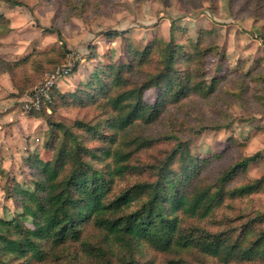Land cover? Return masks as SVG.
Returning a JSON list of instances; mask_svg holds the SVG:
<instances>
[{"label": "trees", "instance_id": "obj_1", "mask_svg": "<svg viewBox=\"0 0 264 264\" xmlns=\"http://www.w3.org/2000/svg\"><path fill=\"white\" fill-rule=\"evenodd\" d=\"M0 1L24 6L15 0ZM11 24L0 13V40L12 30ZM44 31L64 45L58 26ZM186 31L173 21L168 40L156 37L141 51L130 49L127 63L98 65L81 89L79 85L66 93L53 89L51 113L44 106L29 113L48 126L43 149L50 156L28 153L22 162L31 186L12 179L3 188L19 211L0 212V264L43 262L48 253L69 243H75L78 255L83 253L90 264H138L139 255L150 250L173 256L167 264H197L186 259L189 255L198 262L211 259L219 264L264 258V211L235 226L236 220L225 215L232 202L264 191V176L231 187L256 154L234 161L208 184L201 183L206 164L191 157L185 142L148 170L132 163L136 150L153 142L143 140L132 150L137 140L131 133L139 125L154 124L171 106L193 95L210 97L227 78L207 82L206 59L221 51L216 45L202 46L200 40L209 34L204 30L197 42L182 43ZM49 53L34 50L16 61L0 55V73L10 76L14 94L27 90L15 80V73ZM153 66L152 73L143 74L144 68ZM240 83V97L246 99L250 82ZM150 89L158 91L152 104L145 101ZM58 102L65 107H99L106 119L69 125L56 117ZM91 141L101 146L90 148L86 143ZM88 226L98 231L100 244L84 238Z\"/></svg>", "mask_w": 264, "mask_h": 264}, {"label": "rangeland", "instance_id": "obj_2", "mask_svg": "<svg viewBox=\"0 0 264 264\" xmlns=\"http://www.w3.org/2000/svg\"><path fill=\"white\" fill-rule=\"evenodd\" d=\"M15 1L25 7L0 1V13L12 23V30L0 40V55L16 61L34 50L36 53L49 50L50 53L38 56L15 73V80L27 88L21 95L14 94L10 76L0 73L2 214L19 211L18 205L6 198L5 185L16 179L31 186L30 172L23 165V157L32 151L40 153L44 159L50 156L43 149L48 126L29 113L42 106L48 107L51 113L53 89L62 93L81 89L80 85L90 81L98 65L127 63L130 49L141 51L156 37L168 40L173 21L187 30L182 43L197 42L200 31L209 32L200 40L202 46L216 45L221 53L207 57L206 80L209 83L214 77L227 78L210 97L193 95L171 106L154 124L139 125L131 133L137 140L132 150L143 140L153 142L149 148L136 150L132 163L148 170L163 162L179 142H185L191 157L206 164L202 170L203 184L214 182L234 161L255 154L257 158L237 175L231 187L264 176V0ZM52 26L60 28L64 45L54 34L44 31ZM115 32L116 35L111 34ZM64 67H70L71 71L76 68V71L58 76L56 72ZM2 69L0 64V71ZM153 71L154 66L147 67L143 74ZM241 79L244 83L245 80L250 82L252 88L246 99L240 97ZM50 81L53 84L49 98L42 101L39 109H33L30 101L34 93ZM157 94V89L148 90L145 101L154 103ZM56 117L69 125L80 120L99 123L106 119L99 107L84 104L65 107L60 102ZM86 145L94 149L101 146L93 141ZM258 211H264V191L232 202L225 209V215L236 220L232 224L235 226ZM84 238L96 244L102 241L93 226L85 228ZM78 251L75 243H69L48 253L45 261L34 264H90L83 253L78 255ZM170 258L173 256L150 250L139 255L138 264H167ZM109 259L114 261L113 257ZM186 259L197 264H219L211 259L198 262V258L190 255ZM233 264H264V258Z\"/></svg>", "mask_w": 264, "mask_h": 264}, {"label": "built area", "instance_id": "obj_3", "mask_svg": "<svg viewBox=\"0 0 264 264\" xmlns=\"http://www.w3.org/2000/svg\"><path fill=\"white\" fill-rule=\"evenodd\" d=\"M71 72L70 67H64L62 70L57 71L56 74L58 76H66L69 75ZM52 81H50L48 84H46L44 87L36 90V92L34 93L30 104L32 105L33 109H39L42 101H44L45 99L49 98V91H50V87L52 86Z\"/></svg>", "mask_w": 264, "mask_h": 264}]
</instances>
